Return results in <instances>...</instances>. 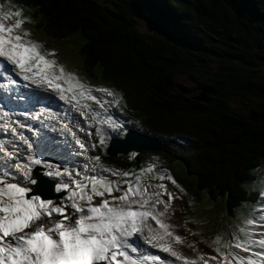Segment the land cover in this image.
<instances>
[{"label": "trees", "instance_id": "obj_1", "mask_svg": "<svg viewBox=\"0 0 264 264\" xmlns=\"http://www.w3.org/2000/svg\"><path fill=\"white\" fill-rule=\"evenodd\" d=\"M15 4L32 9L51 39L80 40L85 71L98 69L125 94L148 133L165 139L160 159L184 162L197 192L224 200L233 216L255 206L260 192L248 186L264 164V0ZM203 90L217 92L210 103L197 99ZM133 155L107 159L136 178L147 156Z\"/></svg>", "mask_w": 264, "mask_h": 264}, {"label": "snow or ice", "instance_id": "obj_2", "mask_svg": "<svg viewBox=\"0 0 264 264\" xmlns=\"http://www.w3.org/2000/svg\"><path fill=\"white\" fill-rule=\"evenodd\" d=\"M21 16V11H4L0 5V69L15 72L25 82V87L54 91L59 100L68 104L75 101L79 106L76 110L81 116H85L83 109L88 107L81 104V100L91 99L101 107L111 103L93 95L95 91L114 97L111 90L86 87L73 74L66 73L54 59L48 58L54 53H44L38 42L26 39L30 33L27 30L19 31L25 23L23 19H16L10 25L5 23L12 17ZM32 95L51 99L40 97L39 92L35 91ZM113 102L119 104V100ZM92 115L95 118L100 113L93 111ZM0 119L5 121L6 130L10 128L9 112L4 111ZM104 122L113 130L122 127L121 123L110 118ZM67 127L64 125L65 129ZM10 130L13 133L16 131L15 128ZM97 135L100 145L106 147L105 133L97 128ZM75 139L79 147L87 151L85 144ZM20 140L27 143L24 136H20ZM95 160L99 162L100 157L96 156ZM41 164L40 159H33L31 163L16 165V169L29 184L34 185L37 181L31 175L33 165ZM45 167L49 170L40 175H62L59 171L53 172L51 166ZM165 179L180 187L166 172L159 174L161 183L143 187L139 183L135 187L131 183L123 187L99 175L85 177L87 183L75 181L74 187L68 183L52 186L51 190L66 193L59 204L46 195L50 190L48 187L42 185L33 191L16 182L0 179V264H155L157 261L164 264L157 255L134 258L133 254L138 252L142 243L179 259L180 253L174 250L173 243H181L182 237L174 235L172 226L164 219L176 198L162 182ZM113 192L120 195L113 196ZM164 196L168 199L164 200ZM97 197L101 198L98 203L95 202ZM159 205H163V208L160 209ZM54 216L59 219H53ZM137 234L142 240L136 239ZM204 259L201 257L202 261ZM209 259L216 260L217 257ZM188 264H196V261L190 260Z\"/></svg>", "mask_w": 264, "mask_h": 264}, {"label": "rangeland", "instance_id": "obj_3", "mask_svg": "<svg viewBox=\"0 0 264 264\" xmlns=\"http://www.w3.org/2000/svg\"><path fill=\"white\" fill-rule=\"evenodd\" d=\"M0 5L3 6L4 11L22 12L21 17H12L11 20L5 21V23L10 25L14 23L16 19H23L25 23L23 24L22 29L19 31L22 33L24 30H27L30 35L26 39H31L34 42H38L41 45L42 52L54 53V55H48V58L54 59L57 62L58 66H63L66 73L73 74V76L86 87H90L92 89L106 88L114 93V97H108L104 93L95 91L93 92L95 96H97L101 101L111 102L105 103L103 107H101V104L91 99L81 100V103L94 105L97 109L96 112L100 113V115L95 118L92 115L91 118L95 123H100L101 121H103L104 116L102 114V111L105 113H109L110 110H112L110 108H119L123 117L126 118L125 115L127 114L133 119L132 122L126 121L127 125L132 126L143 133H147L149 131L148 127L151 126L147 118L143 119L141 118L139 112L132 111L133 107L130 106L125 97V94L121 90L111 84H108L107 82L105 83L104 81H102V79L99 77L100 71L98 69L95 70L94 76H90L85 71L84 60L79 54V50L82 46L80 45V40L77 39L66 43L55 41L48 37L44 33V31L41 30L40 26L37 25L38 19L34 16L32 9L16 5L15 0H0ZM141 28L145 31L153 30V28H151L147 24H142ZM73 82L75 83L76 81ZM199 92L200 91L197 92V96H204L203 91V93L200 92V94ZM68 95L70 96L71 94L69 93ZM210 95L211 93H205L206 97ZM114 100H119V104H115L113 102ZM122 105L126 110V114ZM233 105H237L240 107V103L238 101H234ZM198 121L202 122L201 118H198ZM9 130L10 128H8V131ZM124 133L125 130H121V133L118 135L121 136ZM154 134L150 133V135H153L156 138H160L158 134ZM109 137L110 134H106V141ZM103 147H100V145L98 146L99 156H101V160L97 162L99 163L98 167L100 170L104 169L102 171H105V169L110 170L106 172L110 176H112V178H114V182L120 183L123 187H127L128 183H131L133 187H135L137 183H139L141 187L145 185H157L161 183V181L159 180V174L165 172L177 182V184L180 186L179 188H177L175 185H172L171 181L168 179L162 181L166 185H169L171 191L176 195V200H178L177 208L173 209L174 207H172L170 213L174 217L178 216V220L181 219V221L183 222L181 224V227L185 231V238L189 240V243L191 241L190 245L193 248L197 249L200 252H208L209 250H211L215 252L216 256L227 258L232 255L234 249H242L246 247L248 250H251V248L256 247V241L258 240L255 239L254 234L256 236L257 234L255 232L253 234L251 229L254 228L256 231H258L260 226L264 224V164L258 168L256 179L252 181L248 186L254 188L255 190H259L261 195H259V198L262 202L255 204V206L253 207H250L249 210L247 209V207L240 206L235 210L236 212L233 216V214H227L225 210L226 205L224 200L213 202L207 194H205L204 192L199 193L195 190L197 183L196 177L189 174L186 166L184 165V162L179 160L175 161L174 163L170 162L172 164H169L165 160H159L157 154L158 152L146 151L140 154L147 156V159L145 161L146 166L142 169V171L140 170L139 172H137L138 175L135 178V172L128 173L130 175L125 176L123 175V170L121 168H118L116 164L110 163L107 159V156L110 158L112 156L107 155L105 152L106 147ZM73 148H75V146H73ZM159 153L163 158V156L161 155L163 153ZM133 154L137 155V153H130L125 157L132 159V157L134 156ZM42 156L44 157L45 153H43ZM65 157H67V155H65ZM8 160H10V157L6 156V161ZM14 160L16 159L13 158L12 164ZM79 160L82 161L80 157ZM74 169L76 168H73L72 170ZM80 170H92V167L88 165L84 168H77V176L83 178V180L81 181L82 183H87L85 177H90L89 174L81 172ZM57 171H59L62 175L53 177L57 180H61L59 184L68 183L74 187L75 181H79L74 180L70 182L64 179L65 176H69L68 174H70L69 172L71 171H65L61 168H57ZM8 172L21 173L14 166L9 167L7 173ZM112 173H117L118 175H112ZM109 175L107 177H109ZM120 175L123 176L119 177ZM10 176L13 177L10 174H7L5 176L0 174V179H7L11 181ZM19 183L25 187H27V185L29 184L25 179H23ZM28 187L31 188L30 186ZM112 195L119 196L120 193L113 192ZM164 198H166V196H164L163 199ZM100 199L101 198L99 197L95 198V202L98 203ZM54 201L57 204L61 202L60 199H55ZM68 211L71 212V209L69 208ZM53 219H59V217L54 216ZM255 221L263 222H261V224L259 225ZM236 245H240V247H237Z\"/></svg>", "mask_w": 264, "mask_h": 264}, {"label": "bare ground", "instance_id": "obj_4", "mask_svg": "<svg viewBox=\"0 0 264 264\" xmlns=\"http://www.w3.org/2000/svg\"><path fill=\"white\" fill-rule=\"evenodd\" d=\"M146 152V151H143ZM143 152H130V153H143ZM155 152V151H154ZM128 153V154H130ZM126 154V155H128ZM126 155H118L115 157H121V156H126ZM133 169V168H132ZM128 169H126L127 171ZM131 170V169H130ZM153 186V185H151ZM168 186V190L170 192L171 188L169 185ZM150 190H152L150 188ZM173 193V192H172ZM176 197V195H175ZM165 200L168 199V197L166 196V198H164ZM177 204H178V200H176V198L171 202L170 207L168 208L167 214L165 216V222H167L168 224H170L171 230L173 231L174 235H180L182 237V241L181 243L177 244V243H173V248L174 250L178 251L180 253V258L176 259L174 257L169 258V261H167V259L164 262V264H185L182 262H189L190 260H194L196 261V264H264V241H261L260 238L264 237V224L260 226V228L258 229V231L256 232L257 236L259 237V240L256 241V247L251 248V250H248L247 248H242V249H234L232 252V255L230 257L227 258H221L219 256H216L214 251L209 250L208 252H200L197 249L193 248L190 243L189 240L187 238H185V231L184 229L181 227V224L183 223L181 221V219L178 220V216L174 217L170 211L171 208L174 207L173 209L177 208ZM160 209L163 208V205H159L158 206ZM228 211V210H227ZM154 224V222H152ZM264 223V222H263ZM261 224V223H260ZM259 224V225H260ZM155 226V225H154ZM158 227V226H157ZM137 239H142L140 238L138 235L136 237ZM146 247H151L146 246ZM170 254V253H169ZM215 256L217 257L216 260H211L209 259L210 257ZM201 257H205V259L202 261ZM137 259H141L142 257H135ZM148 264H152V262H148ZM155 264H161V261H157L155 262Z\"/></svg>", "mask_w": 264, "mask_h": 264}, {"label": "water", "instance_id": "obj_5", "mask_svg": "<svg viewBox=\"0 0 264 264\" xmlns=\"http://www.w3.org/2000/svg\"><path fill=\"white\" fill-rule=\"evenodd\" d=\"M204 96L197 97L198 100L206 103H210L212 98L216 96L217 92L215 90L209 91V90H203ZM202 92V93H203ZM209 92L212 94V97L209 99L205 96V93ZM165 150L164 142L156 137L147 135V134H141L137 131L131 130L125 139H114L111 142L110 147L108 148V154L110 156H117L118 154H128L130 152H143V151H157L162 152ZM48 187L50 190L46 193L50 198L56 199L62 197V194L55 195L54 190L52 189V186H54L53 183L49 182L43 177L38 178V184L37 187L34 189V191L41 186ZM44 198V197H42Z\"/></svg>", "mask_w": 264, "mask_h": 264}]
</instances>
